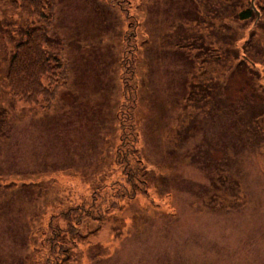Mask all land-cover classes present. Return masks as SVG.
<instances>
[{"label": "rangeland", "instance_id": "rangeland-1", "mask_svg": "<svg viewBox=\"0 0 264 264\" xmlns=\"http://www.w3.org/2000/svg\"><path fill=\"white\" fill-rule=\"evenodd\" d=\"M12 1L0 0V264L42 262L50 221L67 207L90 210L94 196L101 203L121 180L124 104L150 173L149 196L138 191L100 223L84 218L77 226L84 237L67 246L64 264H264V128L253 141L254 128L244 126L251 97L255 105L260 98L240 91L249 81L242 68L216 70L207 78L227 88L206 113L185 114L205 61L179 52L194 42L231 48L236 30L243 45L253 33L249 50L263 78L264 16L233 19L242 4L253 9L252 0H44L41 19L13 10ZM36 28L48 31L46 51L62 65L48 108L23 103L5 79L16 46ZM128 32L136 45L134 102L123 93ZM193 61L202 67L194 75ZM51 224L71 239L66 221Z\"/></svg>", "mask_w": 264, "mask_h": 264}, {"label": "trees", "instance_id": "trees-1", "mask_svg": "<svg viewBox=\"0 0 264 264\" xmlns=\"http://www.w3.org/2000/svg\"><path fill=\"white\" fill-rule=\"evenodd\" d=\"M42 1L44 0H13V10L31 19H41L44 17ZM255 6L261 17L264 16V6H260L257 3ZM126 12H129V10H126ZM257 16V12L252 9L251 4H242L239 12L236 13L233 19L236 23L244 24L249 20H256ZM131 18L132 17L129 15L128 19ZM132 25L131 23L130 26ZM241 29L243 28H240V30ZM48 35L46 29L36 28L25 36L15 48L13 57L9 63V71L5 78L13 96L29 105H39L41 102H44L47 108L51 106V102L55 97L58 87L55 71L62 69L58 55L46 51L47 41H49ZM133 35L134 32H128L124 37V46H127L125 53L128 57L122 60L121 66L125 68L124 73L130 76L128 80H126L125 77L123 78V93L127 97V93L125 92L129 93L130 91V98L134 102L137 95L135 91H133V84H131L134 82L135 78V65L131 60V56L136 47L135 44H133V46L131 44L133 38L131 36ZM233 35L235 37L232 44L230 41L231 48L221 44V42H218V48L212 46L205 49L202 47L201 43L196 44V42L187 47L180 46V48L183 49L182 51L179 50V52L182 53L181 55H187L191 59L192 57L195 58L194 54H196L197 60L202 57V61H205L203 65L204 72L202 71L201 74L202 79L200 80L196 77V79H198L197 82H194V85L190 84L189 98L187 97V99L189 102H192L190 106H187V109H189L186 110L185 114H193L196 111H199L197 114L206 113V110H209L211 107L210 103L212 100L216 101L218 91L222 89V87L227 88L228 84L225 81H218L215 83V81L213 82V80L208 79L207 77L210 72L218 70L221 75L226 69L228 71H235V69L241 70L242 68L249 81H244L245 87H241L240 91L246 93L250 90L256 99L258 96L260 98V100H258L259 104L255 105V100H252L251 97L250 104L247 105V112H249L250 117L245 124L243 123L244 126H248V131L254 128L252 129L251 136L253 137V141H256L260 136L261 127L264 128V77L260 78L257 71V65H261V63L254 59L251 50H249V48H252L250 44L257 41V35L250 33L248 40L243 45H241L240 42L244 39V34L242 35L240 33L239 35L236 30V32H233ZM238 44L241 45V49L238 48L239 50L236 48ZM185 48L187 49L184 50ZM197 50H199L198 53L196 52ZM240 51L241 54L243 53L241 56L239 55ZM218 64L220 66L219 68L216 67ZM196 65L197 62L193 61L191 65V70L194 71L193 75L196 72L195 70L202 69L201 66L196 67ZM220 79H222V77ZM129 101L131 100L129 99ZM186 103L187 101L185 100V105ZM233 105L237 109L238 101H235ZM124 108L125 104L119 112L121 145L116 152V164L120 169L121 180L115 183L113 182L114 184L110 186V190L106 192V196L103 197L101 203L97 202L99 196H94L93 201H91L92 204L89 203L87 205L90 206V210H86L84 206L67 207L68 210L55 216V218L59 217L67 222L68 234L72 237L71 239H67L59 227L51 224L55 218L51 220L46 230V236L41 240L46 247L47 253L46 256H41L42 262L37 264H64L69 257L67 246H78L79 240L84 237L82 232L77 228L84 218H93L95 222L100 223L111 209H117L120 202L135 200L138 191L145 196H149L148 191L151 183L150 173L142 166L143 161L137 156L138 131L134 126V122L132 123L131 121L133 117L126 119V109ZM129 111L131 116V107ZM186 116L187 118L190 117L189 115ZM219 116V120L222 122L223 117L221 114ZM239 121L238 116H236L234 122L235 128L238 127ZM257 128H259L260 131H258ZM237 142L240 146L241 142ZM261 145L264 146V138ZM108 201L111 202L110 205L103 207L104 203ZM37 230V227H35L36 232L31 233L33 239L31 242L38 241L36 234L39 231L37 232Z\"/></svg>", "mask_w": 264, "mask_h": 264}, {"label": "water", "instance_id": "water-1", "mask_svg": "<svg viewBox=\"0 0 264 264\" xmlns=\"http://www.w3.org/2000/svg\"><path fill=\"white\" fill-rule=\"evenodd\" d=\"M253 3H254V0H252V6H253V9L255 10L256 8H255V6L253 5Z\"/></svg>", "mask_w": 264, "mask_h": 264}]
</instances>
